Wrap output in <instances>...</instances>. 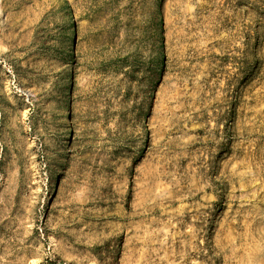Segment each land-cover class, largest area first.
<instances>
[{
  "label": "rangeland",
  "instance_id": "374dc122",
  "mask_svg": "<svg viewBox=\"0 0 264 264\" xmlns=\"http://www.w3.org/2000/svg\"><path fill=\"white\" fill-rule=\"evenodd\" d=\"M0 264H264V0H0Z\"/></svg>",
  "mask_w": 264,
  "mask_h": 264
},
{
  "label": "trees",
  "instance_id": "16d2710c",
  "mask_svg": "<svg viewBox=\"0 0 264 264\" xmlns=\"http://www.w3.org/2000/svg\"><path fill=\"white\" fill-rule=\"evenodd\" d=\"M59 8H60V10L63 9V7H59ZM45 32H46V28L43 26L42 22L40 21V23L35 28V37L38 39L41 38V39L45 40ZM33 49H35V51H38L40 53V55L44 56V57L48 54V51H49L48 50L49 47H47L46 44L39 43V46H35V45H31V42H29V43L23 42V43H21L20 46H16L14 48V51L12 53L16 54V55L18 54L19 57H17V58L14 57L12 59V62L14 64H16L19 61H23V60L28 59V57L31 54V52L33 51ZM99 93H101V91Z\"/></svg>",
  "mask_w": 264,
  "mask_h": 264
},
{
  "label": "bare ground",
  "instance_id": "6f19581e",
  "mask_svg": "<svg viewBox=\"0 0 264 264\" xmlns=\"http://www.w3.org/2000/svg\"><path fill=\"white\" fill-rule=\"evenodd\" d=\"M69 36H71V32H70V35ZM69 49V47L67 46V50ZM62 123H66V120L65 119H63L62 121H61Z\"/></svg>",
  "mask_w": 264,
  "mask_h": 264
}]
</instances>
